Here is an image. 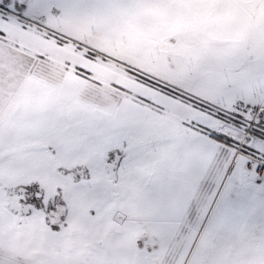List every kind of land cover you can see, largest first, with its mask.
Wrapping results in <instances>:
<instances>
[{"label":"snow or ice","instance_id":"obj_1","mask_svg":"<svg viewBox=\"0 0 264 264\" xmlns=\"http://www.w3.org/2000/svg\"><path fill=\"white\" fill-rule=\"evenodd\" d=\"M96 2L0 0V33L47 30ZM143 79L192 115L125 96L30 120L7 152L0 143V205L30 219L7 238L0 225V264H165L173 249L170 264H264V56L190 68L183 86ZM56 179L64 191L49 198ZM41 214L51 243L37 255L21 237ZM106 220L113 234L57 250L74 224Z\"/></svg>","mask_w":264,"mask_h":264},{"label":"rangeland","instance_id":"obj_2","mask_svg":"<svg viewBox=\"0 0 264 264\" xmlns=\"http://www.w3.org/2000/svg\"><path fill=\"white\" fill-rule=\"evenodd\" d=\"M188 6L202 13L195 29L196 37L202 38L197 50L188 47L189 33L179 22L158 23L142 37L140 44L131 40L124 30L109 35L90 23L104 13L124 14L132 7H149L137 0H97L92 6L77 9L51 24L47 30L33 25L23 29L9 27L7 35L0 33V101L10 100L15 93L8 114H0V143L5 146V152L7 146L15 143L24 124L58 115V107L60 110L64 106H70V110H105L114 107L116 96L122 99L145 96L166 105L175 114L190 116L192 113L187 106L163 96L159 88L148 87L143 78L159 84L167 81L183 86L190 68L206 64L227 66L239 58L257 60L264 56V0H191ZM86 32L99 34L96 40L84 42ZM69 40L72 43L66 50L63 46ZM29 41L32 46L27 48L24 45ZM228 46H232V52L225 55ZM58 52H66L65 64L71 63L75 69L70 78L57 74L58 65L51 69L46 67L53 64L50 57ZM223 56L226 57L223 59ZM20 65L23 68L17 71ZM89 84L95 86L98 93L94 99L85 98L83 94L81 86ZM36 91L52 97L45 116H38L31 109L32 94ZM136 103L140 100L136 99ZM46 191L51 198L58 191L63 193L64 184L58 179L49 180ZM17 220L21 225L30 223L29 218L18 213L7 201L0 205V225L5 238L15 231L13 223ZM117 223L118 220H106L74 224L72 233L62 240L57 250L71 254L80 248L85 238L113 234ZM21 239L37 255L50 245L42 214ZM143 240L141 234L133 241L132 248L142 253ZM174 252L175 249L170 250L165 264H170Z\"/></svg>","mask_w":264,"mask_h":264},{"label":"clouds","instance_id":"obj_3","mask_svg":"<svg viewBox=\"0 0 264 264\" xmlns=\"http://www.w3.org/2000/svg\"><path fill=\"white\" fill-rule=\"evenodd\" d=\"M138 3L142 5H148L149 7H132L129 11L124 14L117 13H104L93 20L90 21L98 29H102L105 33L111 35L118 33L120 30L126 31L130 39L136 42V44L142 43V37L151 32L158 23L161 22H179L184 25L189 33L188 36V47L193 50H197L200 47L201 39L197 38L195 29L197 28L200 16L202 13L190 8L188 5L191 0H137ZM99 33L86 32L83 35V41L96 40ZM76 37H73L75 39ZM49 37V41H51ZM48 42L45 41V44ZM72 43L69 40L63 47L68 49L69 45ZM27 48L32 46V42H26L24 45ZM57 47L59 44L57 42ZM120 49L117 48V51ZM53 64H49L46 67L51 69L55 65H58L57 74L61 75L63 78H70L75 69L72 64H65V60L68 58L66 52L55 53L50 57ZM48 59V58H46ZM25 64L27 61L24 62ZM42 64L44 62H41ZM23 68L20 65L17 71ZM67 68V71H65ZM27 75V73H24ZM85 98L94 99L97 97L98 93L93 85H83L81 86ZM114 95V92L112 93ZM15 101V93L12 95L10 100L0 101V114L7 115L8 109L13 105ZM123 99L119 96L115 97L113 101V106L119 104ZM52 97L46 96L41 91H36L32 94L31 98V109L35 111L38 116H45L47 114V108L51 106ZM70 111V106H64L63 110L58 107V114H65Z\"/></svg>","mask_w":264,"mask_h":264},{"label":"crops","instance_id":"obj_4","mask_svg":"<svg viewBox=\"0 0 264 264\" xmlns=\"http://www.w3.org/2000/svg\"><path fill=\"white\" fill-rule=\"evenodd\" d=\"M232 48V46L230 47V46H228V47H226L225 48V50H224V53H225V55L228 53V52H232L231 49ZM226 56H223L222 58L224 59ZM226 60V59H225Z\"/></svg>","mask_w":264,"mask_h":264},{"label":"built area","instance_id":"obj_5","mask_svg":"<svg viewBox=\"0 0 264 264\" xmlns=\"http://www.w3.org/2000/svg\"><path fill=\"white\" fill-rule=\"evenodd\" d=\"M257 131H259V129H257Z\"/></svg>","mask_w":264,"mask_h":264}]
</instances>
